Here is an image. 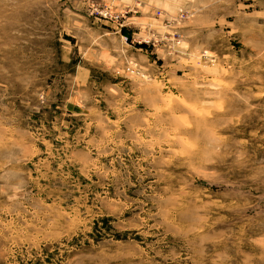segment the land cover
Returning <instances> with one entry per match:
<instances>
[{
    "label": "rangeland",
    "instance_id": "374dc122",
    "mask_svg": "<svg viewBox=\"0 0 264 264\" xmlns=\"http://www.w3.org/2000/svg\"><path fill=\"white\" fill-rule=\"evenodd\" d=\"M0 264H264V0H0Z\"/></svg>",
    "mask_w": 264,
    "mask_h": 264
},
{
    "label": "built area",
    "instance_id": "2783aa9c",
    "mask_svg": "<svg viewBox=\"0 0 264 264\" xmlns=\"http://www.w3.org/2000/svg\"><path fill=\"white\" fill-rule=\"evenodd\" d=\"M99 14L101 15V17H103L104 19H108L111 20L112 22H119L120 18L118 15H115L114 13H112V11H110L109 9H103L99 12ZM120 27H122V24H119ZM130 70V69H127Z\"/></svg>",
    "mask_w": 264,
    "mask_h": 264
}]
</instances>
